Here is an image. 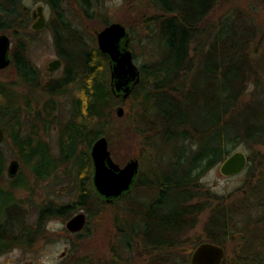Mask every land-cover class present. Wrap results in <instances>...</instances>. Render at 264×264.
Here are the masks:
<instances>
[{
	"label": "trees",
	"instance_id": "1",
	"mask_svg": "<svg viewBox=\"0 0 264 264\" xmlns=\"http://www.w3.org/2000/svg\"><path fill=\"white\" fill-rule=\"evenodd\" d=\"M70 1L87 19L93 15L90 8L103 0ZM227 1L147 0L146 11L137 16L145 37L157 38L161 50L138 65L140 80L124 100L110 90L105 55L96 44L87 48L63 20L59 11L63 0H45L56 12L60 27L53 28V40L65 65L63 77L54 80L58 87L52 96H70L69 117L65 120L58 112L51 116L56 109L53 103L33 117L30 93L51 94L54 86L39 84L38 72L21 49L20 55L14 50L11 64L5 67L14 68L17 81L0 78V125L4 142L10 140L12 145V156L23 167L30 166L37 180L49 181L56 175L47 185L55 188L56 198L32 204L35 227L27 224L28 215L21 211L26 201L15 193H30L31 188L20 170L13 178L5 174L6 155L0 143V255L30 247L50 219L66 220L83 209L88 222L95 207L116 206L121 199L134 203V189L111 204L97 195L89 150L102 135L113 147L122 130L137 123L136 131L145 134L142 142L151 149L158 142L172 158L167 169L152 172L153 181L139 171L135 183L151 186L154 196L146 204L137 202L135 219L115 214L118 246L113 260L104 264L125 263L130 257L123 254L134 249L145 256L146 264H190L192 250L202 241L225 248L221 264H264V14L256 5L243 10L233 6L212 20ZM260 1L264 10V0ZM29 18L23 0H0V33H9L18 44L28 32L24 31L29 29ZM71 83L76 86L68 88ZM19 86L24 93H18ZM72 89L80 90L79 96ZM118 102L126 108L124 121L112 110ZM43 112L45 116L39 117ZM48 118L59 132L56 153L37 134V119L44 123ZM239 146L248 158L241 186L226 194L205 187L203 175ZM70 192L77 196L60 201V194ZM205 213L203 232L190 235Z\"/></svg>",
	"mask_w": 264,
	"mask_h": 264
},
{
	"label": "rangeland",
	"instance_id": "2",
	"mask_svg": "<svg viewBox=\"0 0 264 264\" xmlns=\"http://www.w3.org/2000/svg\"><path fill=\"white\" fill-rule=\"evenodd\" d=\"M260 2V0H228L222 4L219 11L213 15L212 20H215L220 14L233 6L243 10L247 8L248 5H256L259 14L263 15L264 10ZM39 4L44 6V14L47 22L42 30L33 31L30 28L33 21L31 15L33 10ZM23 5L29 12V29L24 31L28 32L24 34L23 38L22 36L20 37L22 38V45L21 42L18 44L19 40L16 41V39H13L9 33H6L10 38V54L13 58L14 50H17V55H20L21 49H23L26 52L28 59L31 61L32 66L38 72L40 78L39 84L41 86H54L50 89L52 91L51 94H46L40 90H35L30 93L29 98L32 101L31 113H33L34 117L37 111H44L46 104L53 103L56 109L55 111H52L51 116L59 113V115L66 120L70 114V96L67 94L52 96L54 88L58 87V83L54 80L63 77L65 65L62 63L61 67L53 72H48L46 70V65L49 61L55 58H60L57 55L53 40V28L60 27L56 12L45 2V0H23ZM146 7H148L147 0H103L102 2L97 3V5L94 4L90 8V12L92 11L93 15L84 19L78 15L76 12L77 10L74 8V5L70 0H63V5L59 8V11L62 12L63 20L69 23L72 29L76 30V34L80 36L83 44L86 45L87 48L93 44L97 45L96 33L106 25L112 22H120L124 24L130 35L129 48L133 52V56L135 55V63L140 66L146 61L154 59L161 50V46L158 42L159 40L157 38H150L148 40V38L145 37V31L141 28L142 26L140 25L137 14L143 12V10L146 11ZM105 23L107 24L105 25ZM129 29L133 31V34L135 35L134 38H131V32ZM94 38L95 40L93 41ZM0 78L8 82L16 80L15 78L17 77L15 76L14 68L10 67L9 69L1 70ZM74 86L76 85L71 83L68 85V88H73ZM17 91L20 94L25 92L21 86L17 87ZM71 91H74L78 96L81 92L80 90L76 91L75 89H72ZM118 106L123 107L122 116H118L116 113ZM112 108L116 117L121 118L123 121L126 120V108L124 102L114 103ZM44 114L45 113L43 112L39 117H44ZM37 120L38 124L36 128L38 137H41L44 141L49 143L53 153H56L59 136L56 125L54 123L51 124L49 118L44 123H40L39 119ZM64 121L61 122L63 129L65 124ZM136 125L135 123H132L131 128L122 130L121 135H118L117 139L114 141L113 147H110L109 150L114 161L121 166H123L129 159L137 158L140 162L139 171L141 172L142 170V172L146 174V177L150 176L149 178L153 181L155 180L156 175L153 173H160L163 169H167L166 164L172 158V155L166 147H162L158 142L154 143L153 149L150 148L149 144L143 143L142 138L145 134L138 133L135 129ZM7 141L8 142H4L3 140L1 142L2 149L6 155V175V168L9 161L15 158L12 156L13 148L12 145H10V140ZM235 150H241L247 154V151L243 146H239ZM219 166L220 163L203 175L201 182L205 187H208L218 194H226L241 186L245 170L237 175L224 176L220 173ZM19 170L23 173V177L28 181L31 190H29L30 193L24 190H18L16 191L15 196L17 199L23 200V202L26 201L24 204L27 206H25L26 208H22L21 211L24 213L26 212V216L28 215L27 224L30 225V223H32L35 227L36 220L34 218L36 217V213L33 208L35 206L32 204L38 205L43 203L49 197L56 198L55 188L49 189L47 186L49 182H52L50 180L54 179L56 175L54 174V176L50 177L48 179L49 181H41L37 180L30 172V166L26 165L23 167L20 164ZM57 174H60V170L57 171ZM65 184L66 183H64V185ZM70 187L71 186H67L66 191H69L71 189ZM132 189H134L133 193L135 194L134 203L132 202L129 204L130 201L128 199H121L116 206L107 205L100 208L101 210H98L97 207H95L98 211H94L93 215L88 219V222L86 221L84 228L80 232L71 233L67 231L64 226L66 220L63 218L50 219L46 222L42 235L36 236L31 240L32 245L30 247H15L6 253L1 254L0 264H66L65 262H84V264H94L98 261H100V264H104L112 261V257H115V246H118L114 239L115 214L117 213L119 217L124 216L127 218L129 216L132 218L136 215V212H139L137 211V202L146 204L154 196L153 188L151 186L142 187L141 185L137 186L135 183ZM49 190L51 193L48 192ZM28 195H30L29 198H27ZM75 196L77 195L74 192H70L68 194H60L59 199L60 201L68 202L74 199ZM111 202L109 203L111 204ZM81 210L86 213L83 209H77L73 214ZM206 216L207 213L202 214L199 217L198 223L191 231L190 235L203 232V223L205 222ZM35 233L36 232H33V234ZM123 255V258L125 259L127 257L130 258L123 260L126 262L121 264H146L145 256L143 254L138 256L136 249H134L130 255H127V253H124Z\"/></svg>",
	"mask_w": 264,
	"mask_h": 264
},
{
	"label": "water",
	"instance_id": "3",
	"mask_svg": "<svg viewBox=\"0 0 264 264\" xmlns=\"http://www.w3.org/2000/svg\"><path fill=\"white\" fill-rule=\"evenodd\" d=\"M33 31H40L46 26L44 6L42 4L32 12ZM98 49L105 55L109 74L110 90L116 97L126 99L140 80V71L135 63L133 53L129 48L130 35L126 26L120 22H112L96 33ZM12 62L10 54V38L6 33H0V69L7 67ZM62 65L60 58L49 61L46 65L48 72L59 69ZM118 116H122L123 107L116 109ZM5 136L0 125V143ZM106 136L95 139L90 146L89 154L92 162L91 183L99 197L111 202L128 193L136 182L139 173L137 158L129 159L123 166L114 161L108 146ZM248 164L247 154L241 150H234L219 166V171L224 176H233L242 173ZM19 161L13 158L9 161L6 172L13 178L19 171ZM87 218L84 211L71 215L65 221V229L71 233L80 232ZM225 256L222 245L210 241H202L194 247L190 256V264H221Z\"/></svg>",
	"mask_w": 264,
	"mask_h": 264
},
{
	"label": "flooded vegetation",
	"instance_id": "4",
	"mask_svg": "<svg viewBox=\"0 0 264 264\" xmlns=\"http://www.w3.org/2000/svg\"><path fill=\"white\" fill-rule=\"evenodd\" d=\"M32 16V15H31Z\"/></svg>",
	"mask_w": 264,
	"mask_h": 264
}]
</instances>
